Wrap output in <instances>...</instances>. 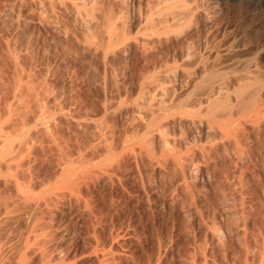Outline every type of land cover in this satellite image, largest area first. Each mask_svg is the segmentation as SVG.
Segmentation results:
<instances>
[{
    "label": "rangeland",
    "instance_id": "1",
    "mask_svg": "<svg viewBox=\"0 0 264 264\" xmlns=\"http://www.w3.org/2000/svg\"><path fill=\"white\" fill-rule=\"evenodd\" d=\"M204 78L223 91L216 100L237 112L257 93L264 103V0H0V124L49 126L33 133L27 166L45 183L66 156L88 162L98 151L97 160L166 111L171 124H181L177 107ZM262 121L242 138L248 155L230 158L244 164L219 158L210 181L198 183L191 218L177 199V176L171 183L164 170L124 151L115 174L91 173L74 195L50 197L42 219L47 252L61 247L74 264H264L255 252L264 239ZM97 124H107L106 132ZM226 200L240 210L230 222L220 214ZM213 220L225 246L208 233Z\"/></svg>",
    "mask_w": 264,
    "mask_h": 264
},
{
    "label": "bare ground",
    "instance_id": "2",
    "mask_svg": "<svg viewBox=\"0 0 264 264\" xmlns=\"http://www.w3.org/2000/svg\"><path fill=\"white\" fill-rule=\"evenodd\" d=\"M73 8L75 9V7ZM205 79L207 78L200 80L201 83L199 82L198 85L194 87V90L187 96L186 99H184L181 102L179 101L180 106H178L177 108L180 107V111L179 113L175 112V116L178 115L177 120L181 124H171L173 120L172 121L168 120V116L166 115L169 112H167L166 111L167 109H166L165 111L167 113L165 112L164 114H162V117L161 118L159 117L157 120H155L154 124H142V126H139V127L137 126V128H135L134 132L131 135L126 136V138L122 142L123 147L121 143L120 149L113 148L115 144L112 145V147H107L108 146L107 145L105 147L106 152L101 158L99 159L96 158L97 160H95V157L98 156L97 154L98 151L94 152L97 155V156L93 155L94 160L93 161L87 160L88 162H84L85 160L84 158L88 159V157H84V155L83 157L81 155L80 159L78 158L79 156L77 157L79 161L77 159H76L77 161L74 159H73L74 161L70 160L69 157L66 156V159L61 167L60 173L58 172L59 174H57L56 178L53 180L52 183L51 181L49 183L48 182L45 183V181L41 177L38 178L37 176L38 174L36 175L37 177L34 178L35 175L33 176L31 172L33 170H29L32 168L31 167L29 169L27 168L28 163H29L28 161L31 158L30 156L32 154L31 149L34 148L33 145H32L33 148L30 147L33 141V138H32L33 133L37 132L39 128L41 129L44 128L43 131L44 130L49 131L50 129L49 126H46L47 124H40V122H42L40 119H39L40 120L39 124H34V125L31 124L30 126L22 124L21 126L15 125L13 128H10L7 125L0 124V184H1L0 185V264H71L72 262L69 263L65 261V259L67 258L65 259L62 258V257H65V252L61 249V247L60 249L54 250L57 252V253L54 252V254H57V255H54L53 253H51L53 252V250L51 252L49 251L50 253L47 252V250H49V247L46 248L45 243L47 242L45 241V233L43 231V226H42L44 223L42 219L45 218L44 215L47 213H44L43 207L47 205L48 200L50 199L51 196L52 197L56 196L54 198L57 199V195H59L60 197L61 192H63L64 195H66L67 193L66 191H69L71 193V190H73L75 185H78L79 181L85 184L86 182L84 183L83 178L86 175H88L86 177L89 178L91 173L93 174L95 172L104 173L105 175L115 174L118 170H120L121 165L123 164L122 163L124 161L123 153L126 150L131 155L140 159L142 163L147 162L148 165L154 168H160L164 170L166 173V176L168 177V180L170 181L171 179V183L175 181V180L172 181L173 177L176 179V176H177V181H176L177 183L176 182L175 183L176 185L179 183L178 187L180 188V189L178 187H177L178 189L176 188L177 189L176 191L179 193V196L177 197V199H179L178 201H183V203L181 202L182 203L181 208H182L183 214L186 217L191 218L193 213L196 212V211L193 212V207H195V205L196 207L199 206V205L197 206V202H199L198 193L200 191V186L198 183L204 182V181L206 182L210 181L212 170L214 168L219 167L218 165L219 158L221 160L222 159L227 160L228 158L230 159L232 155H236L235 157L242 158V154H245L243 152L247 153V150L245 149V145H244L245 143H243V139H242L245 132H247L248 129L251 127H257V129L259 128L261 130L259 126L262 124H253V123L254 122L257 123V121H259L258 123H260V121L262 123L263 122L262 119L264 118V112H263L264 103L262 104L261 102L262 100L260 98V94L257 93L254 97L250 98L251 100L248 101L247 103H245L244 101L245 104L239 105L240 106L239 108L241 110L237 112V110L234 109L235 106L228 105L227 103H225L226 105L224 103H221L223 100L221 101V98L219 99V97H221V95L223 94V91H221L222 93L220 92L219 89H218L219 91H217L216 86H214V84L213 85L210 84L209 82L210 79L208 78L209 79V80L207 79L208 81ZM243 89H245L244 86H242L241 90H239L238 96H239L240 91L241 93L242 92L244 93V91H242ZM241 93L238 98L241 97ZM215 94H218L219 96L213 98ZM243 96H242V99L243 98L245 99V97ZM216 98H218V100H220L221 102L216 100ZM191 106H197L198 109L196 110L188 109L187 110V108H193ZM161 109L163 110L165 109V107ZM234 111L237 112V114L234 113ZM162 112H164V110ZM235 116L237 117V120L232 121L233 118H235ZM41 118L43 119V117ZM245 122H251L252 124H247V123L241 124ZM182 123H185V124H182ZM97 125L101 127L99 128L98 131H100L101 129L100 134H102V131L103 132L105 131L103 130V127L107 124H104V126L102 124H97ZM95 127H96V124H95ZM107 127L108 126H106V128ZM97 128L98 127H96V129ZM104 135H105L104 136L105 138L107 134H104ZM102 137L103 136H101L100 138ZM100 138L98 139L101 141L103 138L102 139ZM101 143H98V144H101ZM110 144L112 143L109 142V145ZM95 145L96 144H94V146ZM102 145L103 144H101L100 146ZM95 147L93 148L97 149V146ZM105 149L101 150V155L103 154L102 151H105ZM246 155H248V153ZM235 157L233 156V158ZM93 158L90 157V159H93ZM240 158L238 159V161L241 160ZM231 160L232 159L228 161L230 166L231 167L232 166L234 167V165L236 166V162L238 161L236 160L233 161L234 159L232 161ZM241 162L243 163L244 161H241ZM241 162H238V163L242 164ZM233 163L235 164L231 165ZM231 174H232V171H231ZM235 174L233 175L235 176ZM91 176L94 177L93 175ZM178 177L182 179L181 182H178L180 179ZM225 177L229 179L230 172H226ZM238 178L241 179V177H238ZM81 179L83 180L81 181ZM169 181H167L168 185L166 183L167 186L171 185V184L169 185L170 183ZM234 181H235V178H234ZM237 182L240 183L241 181L237 180ZM241 184L238 186L239 189H240V186H243V184L242 185ZM75 189L76 188H74V191ZM163 189H165L164 186H163ZM178 190H180V192ZM176 191L174 194L178 195ZM69 192L67 194H69ZM75 192H78V191H75ZM75 192L73 193L72 191L71 195H74ZM242 192H243V188H242ZM241 193H238V195L240 196L244 194L245 192H243L242 194ZM234 195L236 196L237 192ZM235 196L232 195V197L234 198ZM62 197L64 198L63 195ZM62 197L59 199H62ZM241 197L242 196L238 198H241ZM233 199L231 201L235 200ZM240 200L241 199H236V201L238 203L240 202L242 205V201L245 199L243 198L241 201ZM227 201L228 200H226L225 202L223 201L224 202L223 207H222L223 209L222 211L221 209L219 211H221L220 214L222 213L224 217L226 216V218L228 217L229 219L230 218L233 219L234 217L237 216V213H238L237 211H240V210H236L237 206L234 202L233 204L235 205L233 207L235 208V210L233 207H232L233 209L230 208L229 205L226 206ZM243 203H245V201ZM241 205H240V209L241 207L243 209L244 205L243 206ZM230 206L232 205L230 204ZM202 214H199V215H202ZM241 216L243 219V217L247 215L243 216L242 214ZM204 217L205 216L202 217L203 219L201 218L202 219L201 221L204 220ZM228 218H227V222H230L228 221ZM238 218H239L238 220L240 221V216ZM206 221H204L205 226L207 224ZM216 221L217 220H213V222L211 221L209 222L211 226L210 227L208 226L210 229L208 233L210 234L212 233L213 240L217 242L216 245L219 244L220 246H223V244L225 243L223 242V239H224L223 236L225 235V233H223V230H222L223 227L219 226L220 224H217ZM238 222L236 223L237 225L234 223L236 227H238ZM70 224L71 223H69V225ZM232 225L233 223L231 222V226ZM229 227L227 226V228ZM245 227L243 226L242 228L244 229ZM245 231L243 232L245 235H247ZM243 232L241 231L242 234ZM227 233L226 235H228ZM242 234H240V237ZM237 236H239V234ZM260 238H263V237H260ZM73 239H75V237ZM260 242H259L260 244L259 249L258 250L256 249L255 252L258 251L259 256L261 258V256H263L264 254V239ZM255 244L257 243L255 242ZM70 247H72V245ZM220 248H223V247H220ZM71 252H73V250ZM54 256H58L56 257L57 259H55ZM97 256H98V253H97Z\"/></svg>",
    "mask_w": 264,
    "mask_h": 264
}]
</instances>
